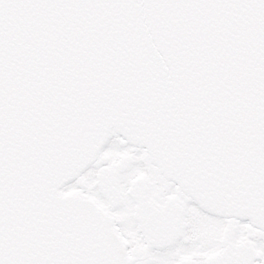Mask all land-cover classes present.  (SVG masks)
<instances>
[{"label":"water","instance_id":"95a60500","mask_svg":"<svg viewBox=\"0 0 264 264\" xmlns=\"http://www.w3.org/2000/svg\"><path fill=\"white\" fill-rule=\"evenodd\" d=\"M113 132L264 228V0H0V264H130L62 191Z\"/></svg>","mask_w":264,"mask_h":264},{"label":"flooded vegetation","instance_id":"af4514ba","mask_svg":"<svg viewBox=\"0 0 264 264\" xmlns=\"http://www.w3.org/2000/svg\"><path fill=\"white\" fill-rule=\"evenodd\" d=\"M62 191L92 198L114 218L130 264H264V228L208 211L168 179L146 149L116 132Z\"/></svg>","mask_w":264,"mask_h":264},{"label":"rangeland","instance_id":"374dc122","mask_svg":"<svg viewBox=\"0 0 264 264\" xmlns=\"http://www.w3.org/2000/svg\"><path fill=\"white\" fill-rule=\"evenodd\" d=\"M113 151H114V152H113ZM113 151H112V157H114V153H115L116 150H113ZM66 186H67V185H66Z\"/></svg>","mask_w":264,"mask_h":264}]
</instances>
